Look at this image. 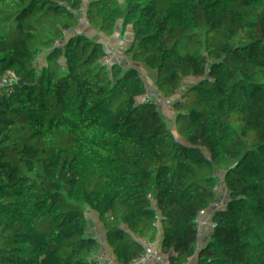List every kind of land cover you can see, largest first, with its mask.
<instances>
[{"label": "trees", "instance_id": "16d2710c", "mask_svg": "<svg viewBox=\"0 0 264 264\" xmlns=\"http://www.w3.org/2000/svg\"><path fill=\"white\" fill-rule=\"evenodd\" d=\"M261 58L264 0H0V264H131L95 193L144 264H264Z\"/></svg>", "mask_w": 264, "mask_h": 264}, {"label": "built area", "instance_id": "2783aa9c", "mask_svg": "<svg viewBox=\"0 0 264 264\" xmlns=\"http://www.w3.org/2000/svg\"><path fill=\"white\" fill-rule=\"evenodd\" d=\"M247 3V2H245ZM58 120V116H54L53 114L46 115L44 118V124L49 125L51 120ZM38 152V156L42 155V151L45 147V143H41ZM36 160L31 159L28 162H25L26 165L35 164ZM72 171V170H71ZM90 174V169L85 165L77 164V169L70 172L66 171L64 173L65 185L60 191V195L66 198H71L73 195L86 196V179ZM89 194V193H88ZM99 232L103 235H112L117 239H121L131 246H135V242L133 239V232L118 222L106 221L105 224L100 228Z\"/></svg>", "mask_w": 264, "mask_h": 264}, {"label": "rangeland", "instance_id": "374dc122", "mask_svg": "<svg viewBox=\"0 0 264 264\" xmlns=\"http://www.w3.org/2000/svg\"><path fill=\"white\" fill-rule=\"evenodd\" d=\"M86 28H87V34L90 36L92 34L93 28L90 26H87V25H86ZM241 64H242V57H241ZM259 78L261 80V83L264 85V79L261 77H259ZM90 163L91 162L89 160H87L85 166H90ZM62 171H64V169H62L61 172ZM86 189H87V193L90 194L89 188L86 187ZM87 193H86V196H87ZM94 197L97 199L99 205L104 209L106 217H109V216L111 217L115 213L117 208L121 207V206H117L116 203H113V202L107 200L106 198H104L99 193H95ZM240 212H239V217H240L241 221H243V216H240L241 215ZM145 213L150 215V214L156 213V211L154 209H151V210H146ZM130 247H131L130 249H128V250L125 249L124 251L127 254V257L131 260L130 261L131 264H144L142 262V258H141L142 254L141 253L136 254L133 250V247L132 246H130Z\"/></svg>", "mask_w": 264, "mask_h": 264}, {"label": "crops", "instance_id": "0c3cea01", "mask_svg": "<svg viewBox=\"0 0 264 264\" xmlns=\"http://www.w3.org/2000/svg\"><path fill=\"white\" fill-rule=\"evenodd\" d=\"M77 164L78 163H76V165L75 166H73L72 168H70V169H67V170H65V171H70V172H72V171H74V170H76L77 169ZM88 168L89 167H91V165L90 166H87ZM90 170H91V168H89ZM72 170V171H71ZM65 173V172H64ZM113 218H114V214L110 217H107V220H109V221H113L114 222V220H113ZM143 219V218H142ZM121 244H122V247H123V249L125 250H128V249H130L131 247V245L130 244H128L127 242H125V241H123V242H121ZM133 247V250H134V252H135V249H134V246H132Z\"/></svg>", "mask_w": 264, "mask_h": 264}, {"label": "water", "instance_id": "95a60500", "mask_svg": "<svg viewBox=\"0 0 264 264\" xmlns=\"http://www.w3.org/2000/svg\"><path fill=\"white\" fill-rule=\"evenodd\" d=\"M258 59H260V58H258ZM261 59H264V58H261Z\"/></svg>", "mask_w": 264, "mask_h": 264}]
</instances>
